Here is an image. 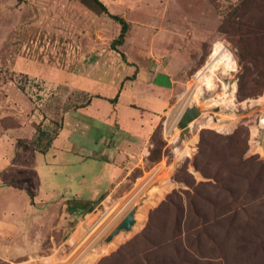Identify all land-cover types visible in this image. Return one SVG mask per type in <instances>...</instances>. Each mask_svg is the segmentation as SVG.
I'll use <instances>...</instances> for the list:
<instances>
[{
  "label": "rangeland",
  "instance_id": "1",
  "mask_svg": "<svg viewBox=\"0 0 264 264\" xmlns=\"http://www.w3.org/2000/svg\"><path fill=\"white\" fill-rule=\"evenodd\" d=\"M100 1L129 25L118 52L139 58L148 48L163 57L172 50L185 56L171 110L184 106L180 119L189 108L200 115L185 131L179 122L171 126L170 110L148 157L163 163L145 165L146 173L150 166L154 172L136 181L144 173L135 171L121 190L55 240L49 239L55 231L39 244L0 239V253H25L0 258V264H264V86L256 85L264 77L260 10L247 0ZM120 28L92 0H0V129L38 126L44 118L59 128L64 115L85 101L75 74L93 67L119 78L128 63V55L124 60L111 46ZM217 42L235 58L234 71L227 64L209 68ZM20 60L36 72L19 69ZM205 68L209 87L200 77ZM193 88L195 98L182 102ZM58 169L53 183L63 185V193L65 178L84 167ZM14 185L21 191L9 202L16 212L0 193L1 224L31 222L26 200L33 193L22 181ZM132 210L134 227L109 241Z\"/></svg>",
  "mask_w": 264,
  "mask_h": 264
},
{
  "label": "crops",
  "instance_id": "2",
  "mask_svg": "<svg viewBox=\"0 0 264 264\" xmlns=\"http://www.w3.org/2000/svg\"><path fill=\"white\" fill-rule=\"evenodd\" d=\"M140 52L136 58L124 51L128 63L122 64L119 78L114 79L106 70L96 72L93 67L75 74V85L84 93L80 99L85 101L64 115L59 128L44 118L43 124L37 123L40 128L21 124L0 129V193L7 196L5 202L9 205L21 193L15 182L22 181L34 196L26 200L33 213L31 222L20 225L2 221L0 239L16 244L19 238L20 245H30L35 240L39 244L55 231L49 236L55 240L56 235L70 233L81 216L121 190L135 171L144 173L136 181L154 172L156 167L150 166L146 173L145 165L153 137L176 104L185 56L173 50L165 57L148 48ZM18 64L23 66L19 69L36 72L35 67L22 61ZM95 134V138L91 137ZM149 162L156 166L163 163ZM73 164L82 165L84 172L79 170L70 179L65 178L68 185H64L62 193L63 185L53 183L63 170L58 168ZM10 207L11 212H16ZM16 254L11 257L1 252L0 258L25 255Z\"/></svg>",
  "mask_w": 264,
  "mask_h": 264
},
{
  "label": "bare ground",
  "instance_id": "3",
  "mask_svg": "<svg viewBox=\"0 0 264 264\" xmlns=\"http://www.w3.org/2000/svg\"><path fill=\"white\" fill-rule=\"evenodd\" d=\"M221 64H227V66H229L230 70H232V71L235 70V58L232 56L231 52H229V50L227 49V46L224 43L217 42L214 45L213 53L211 54L208 66H209V68H212V67H214L216 65H221ZM200 77H201V79L203 81L202 84L204 86H206V87L208 86L209 87L211 85V81L208 78V76L206 75V68H205L204 73L200 74ZM195 95H196V89L193 88L185 96L180 98V100H182V102L184 101L186 104H188L192 99L195 98ZM184 110H185L184 106L181 108V110H179V109H177V111H172L171 110V112L169 113V116H170L169 117V123L172 122L171 126H173L177 122H179L181 113ZM260 124L264 125V119H261Z\"/></svg>",
  "mask_w": 264,
  "mask_h": 264
},
{
  "label": "trees",
  "instance_id": "4",
  "mask_svg": "<svg viewBox=\"0 0 264 264\" xmlns=\"http://www.w3.org/2000/svg\"><path fill=\"white\" fill-rule=\"evenodd\" d=\"M92 1L100 7V9L102 10V12L105 15L109 16L112 20H114L115 22H117L121 25V31H120L119 37L116 40H114L111 44L112 48L118 52L116 47L124 44L125 37H126V34L128 32V29H129V25H128L127 21L124 18H122L121 16L111 14L109 12L108 8L100 0H92ZM247 2H248V4L250 2V5H252L255 9L260 10V19H262L261 21L263 22V24L260 25V27L258 28L257 36L264 37V3H263V5H258L257 0H247ZM262 49L264 50V48H262ZM118 53H120L122 55V57L125 59V55L123 53H121V52H118ZM257 75L261 76V74H257ZM254 81L256 82V80H254ZM256 85H263L264 86V77H262V81L258 80ZM112 102L114 103L115 100H112ZM154 162H157V161H154ZM196 167H201V166L197 163Z\"/></svg>",
  "mask_w": 264,
  "mask_h": 264
},
{
  "label": "water",
  "instance_id": "5",
  "mask_svg": "<svg viewBox=\"0 0 264 264\" xmlns=\"http://www.w3.org/2000/svg\"><path fill=\"white\" fill-rule=\"evenodd\" d=\"M200 115V111L198 108H189L185 111L182 118L180 119L178 126L180 129L187 131L189 129V125L196 120ZM136 210H132L114 229V231L108 237V240H112L115 235L122 231H130L135 223H136Z\"/></svg>",
  "mask_w": 264,
  "mask_h": 264
}]
</instances>
